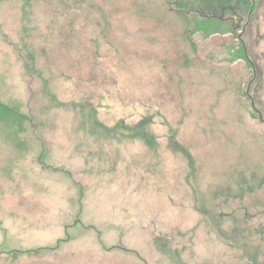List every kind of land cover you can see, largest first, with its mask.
Listing matches in <instances>:
<instances>
[{
	"label": "rangeland",
	"instance_id": "374dc122",
	"mask_svg": "<svg viewBox=\"0 0 264 264\" xmlns=\"http://www.w3.org/2000/svg\"><path fill=\"white\" fill-rule=\"evenodd\" d=\"M14 207L76 264H264V0H0Z\"/></svg>",
	"mask_w": 264,
	"mask_h": 264
},
{
	"label": "crops",
	"instance_id": "0c3cea01",
	"mask_svg": "<svg viewBox=\"0 0 264 264\" xmlns=\"http://www.w3.org/2000/svg\"><path fill=\"white\" fill-rule=\"evenodd\" d=\"M44 215L48 219L39 225L44 229H32L36 223H32V218ZM51 216L55 214L47 208L0 210V264H76L71 262L76 259L71 253L76 251L71 245L74 240L64 234L70 226L63 223L58 225V229L51 228L55 221ZM27 230H31V234Z\"/></svg>",
	"mask_w": 264,
	"mask_h": 264
}]
</instances>
